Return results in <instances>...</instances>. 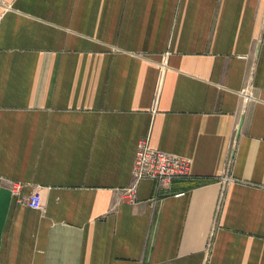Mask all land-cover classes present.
Returning <instances> with one entry per match:
<instances>
[{
	"label": "crops",
	"instance_id": "obj_1",
	"mask_svg": "<svg viewBox=\"0 0 264 264\" xmlns=\"http://www.w3.org/2000/svg\"><path fill=\"white\" fill-rule=\"evenodd\" d=\"M0 264H264V0H0Z\"/></svg>",
	"mask_w": 264,
	"mask_h": 264
},
{
	"label": "built area",
	"instance_id": "obj_2",
	"mask_svg": "<svg viewBox=\"0 0 264 264\" xmlns=\"http://www.w3.org/2000/svg\"><path fill=\"white\" fill-rule=\"evenodd\" d=\"M248 84L240 96L244 103L251 99ZM237 130V127L235 131ZM190 160L171 153L153 149L148 137L138 141L131 173V184L122 190L126 202L132 203L137 199V188L141 181L151 180L156 184V191L167 188L172 181L187 179L190 174ZM223 180L229 178L224 177ZM25 205L33 210L42 209L41 197L38 192L31 193Z\"/></svg>",
	"mask_w": 264,
	"mask_h": 264
}]
</instances>
